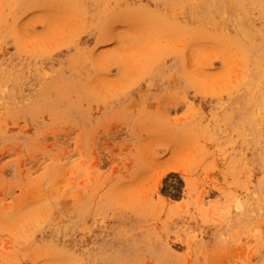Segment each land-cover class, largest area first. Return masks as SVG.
Wrapping results in <instances>:
<instances>
[{"label":"rangeland","instance_id":"1","mask_svg":"<svg viewBox=\"0 0 264 264\" xmlns=\"http://www.w3.org/2000/svg\"><path fill=\"white\" fill-rule=\"evenodd\" d=\"M0 264H264V0H0Z\"/></svg>","mask_w":264,"mask_h":264},{"label":"bare ground","instance_id":"2","mask_svg":"<svg viewBox=\"0 0 264 264\" xmlns=\"http://www.w3.org/2000/svg\"><path fill=\"white\" fill-rule=\"evenodd\" d=\"M228 3V2H227Z\"/></svg>","mask_w":264,"mask_h":264}]
</instances>
